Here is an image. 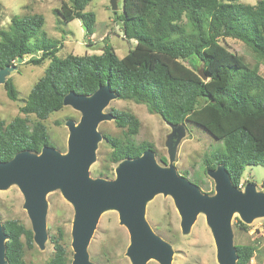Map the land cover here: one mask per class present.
I'll use <instances>...</instances> for the list:
<instances>
[{
    "label": "trees",
    "instance_id": "trees-1",
    "mask_svg": "<svg viewBox=\"0 0 264 264\" xmlns=\"http://www.w3.org/2000/svg\"><path fill=\"white\" fill-rule=\"evenodd\" d=\"M91 1L67 0L55 10L57 23L79 20L86 36L92 35L95 15L85 11ZM122 6L115 19L123 36L135 41L122 58L110 46L99 55L57 58L63 42L41 31L43 16L11 17L8 27L0 29V69L19 58H29L36 66L48 61L20 114L43 121L62 109L68 93L90 96L108 84L117 100L144 105L168 126L183 125L189 133L201 131L218 141L220 148L203 165L206 170L222 165L239 188L246 167L264 169V78L257 65L248 66L219 40H238L264 61V0L255 5L237 0H123ZM200 69L206 80L197 75ZM3 87L7 98L16 101L13 83L7 79ZM111 113L115 125L125 131L123 140L104 136L111 148L109 163L118 165L152 149L133 143L139 127L133 115ZM39 121L30 127L22 117L7 124L0 121V162L20 152L38 154L45 146L53 147ZM159 163L166 161L160 158ZM3 227L6 264H24V248L33 243L31 229L15 220L3 222ZM59 237L51 242L53 256L47 264L69 263L71 255ZM255 252L252 246L236 247L237 264H249Z\"/></svg>",
    "mask_w": 264,
    "mask_h": 264
},
{
    "label": "rangeland",
    "instance_id": "rangeland-1",
    "mask_svg": "<svg viewBox=\"0 0 264 264\" xmlns=\"http://www.w3.org/2000/svg\"><path fill=\"white\" fill-rule=\"evenodd\" d=\"M239 3L255 5L260 0H237ZM67 0H0V29H6L13 16L41 15L44 25L41 31L50 39L63 42L62 48L56 53L57 58L74 56L98 55L106 46L113 48L118 58H122L134 48L135 41L127 40L122 33L120 23L115 16L121 14L123 0H117L118 10L115 14L110 10L109 0H92L85 11L95 15L94 32L86 36L85 29L79 20L58 24L55 10ZM64 34H62V32ZM220 45L230 53L240 57L248 66H258V73L264 78V61L260 60L242 42L226 38L219 40ZM39 56V55H37ZM29 58L20 63H14L15 70L5 76L9 79L16 91L17 100L7 98L3 85L0 84V121L5 124L15 117L26 118L29 127L39 120L34 115L24 116L19 109L27 98L32 86L42 77L48 61L36 66L28 62ZM187 65V63H184ZM128 112L139 121L138 132L132 137L134 144H148L152 147L156 162L161 167L169 164V150L174 147L172 161L176 172L194 183L203 193L214 194V182L207 176L203 161L214 150L220 148V143L209 134L192 130L188 132L186 126L171 128L159 116L150 114L146 107L135 104L130 100L114 99L104 109V113L112 111ZM80 113L69 106H64L56 113L51 114L41 122L45 128L50 143L64 154L67 152L69 132L65 123L68 120L76 124L80 120ZM101 139L96 144L95 158L89 168L92 179L112 180L115 178L117 165L109 163L111 148L105 142L104 136L123 140L124 131L118 128L114 120L103 121L97 126ZM162 158L165 165L159 163ZM105 173L106 176L100 177ZM247 183H254L256 191H263L264 169L260 166L246 167L240 181L243 189ZM23 197L16 185L0 191V221L15 220L19 224L31 229L30 220L23 208ZM46 235L44 249H39L32 243L31 248H24V264H47L53 256L52 240L60 238L70 253L69 263L72 261L71 225L74 216L72 205L67 202L59 190L46 195ZM145 220L152 231L166 241L172 250L171 264H218L216 249L209 226L204 214H199L187 233L180 229V216L169 196L155 195L146 203ZM61 230V233H59ZM233 244L235 247L252 246L256 252L249 264H264V217L256 218L249 224H244L237 214L231 219ZM129 245V234L125 227L120 225L115 210H106L100 215L87 252L89 261L94 264H131L126 256ZM146 264H159L149 260Z\"/></svg>",
    "mask_w": 264,
    "mask_h": 264
},
{
    "label": "water",
    "instance_id": "water-1",
    "mask_svg": "<svg viewBox=\"0 0 264 264\" xmlns=\"http://www.w3.org/2000/svg\"><path fill=\"white\" fill-rule=\"evenodd\" d=\"M109 6L116 12L117 0H109ZM14 70V66L0 69V84H4L5 76ZM197 75L206 80L202 69ZM114 99L116 96L108 84L90 96L68 93L63 98V107H71L81 117L77 124L72 120L65 123L69 132L67 152L62 154L54 147L45 146L38 154L20 152L9 161L0 162V191L11 185L19 189L30 220L33 242L44 249L46 195L59 190L74 210L71 264H94L89 261L87 247L100 215L106 210L117 212L120 225L129 234L126 256L131 264H146L149 260L171 264L170 245L152 231L144 217L146 203L162 194L173 200L182 233H187L197 216L204 214L214 241L217 263L237 264L231 219L237 214L244 224H249L264 217V188L256 191L254 183H247L243 189L235 187L220 165L206 170L215 184L214 194L207 195L176 172L172 164L173 146L169 150L167 167H161L153 150L147 149L134 159L120 162L115 168L114 179H92L89 168L95 158L96 144L101 139L97 126L103 121L114 120L112 113H104ZM6 241L0 221V264H6Z\"/></svg>",
    "mask_w": 264,
    "mask_h": 264
},
{
    "label": "built area",
    "instance_id": "built-area-1",
    "mask_svg": "<svg viewBox=\"0 0 264 264\" xmlns=\"http://www.w3.org/2000/svg\"><path fill=\"white\" fill-rule=\"evenodd\" d=\"M241 189V187H239Z\"/></svg>",
    "mask_w": 264,
    "mask_h": 264
},
{
    "label": "crops",
    "instance_id": "crops-1",
    "mask_svg": "<svg viewBox=\"0 0 264 264\" xmlns=\"http://www.w3.org/2000/svg\"><path fill=\"white\" fill-rule=\"evenodd\" d=\"M99 55V54H98Z\"/></svg>",
    "mask_w": 264,
    "mask_h": 264
}]
</instances>
